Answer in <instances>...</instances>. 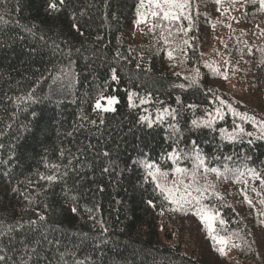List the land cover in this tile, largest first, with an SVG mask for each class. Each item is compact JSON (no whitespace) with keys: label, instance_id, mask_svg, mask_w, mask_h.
<instances>
[{"label":"trees","instance_id":"1","mask_svg":"<svg viewBox=\"0 0 264 264\" xmlns=\"http://www.w3.org/2000/svg\"><path fill=\"white\" fill-rule=\"evenodd\" d=\"M49 2L0 0L7 21H0V264H264L259 180L207 176L209 191L219 194L203 200L218 213L212 235L234 243L222 255L194 210H172L154 184L144 183L139 163L155 161L173 179L165 154L176 146L169 125H177L179 149L191 151L195 140L209 167L222 168L231 156L230 168L264 174L258 129L216 100L264 119L259 0H190L186 34L178 29L189 28V20L152 17L147 0L139 24L140 0H65L59 11ZM100 96H116L115 109L94 110ZM217 107L223 119L191 126ZM164 108L178 109L177 118L151 128L140 122ZM236 124L254 135L224 139L220 130ZM179 166L193 163L181 159ZM50 175L58 179H41Z\"/></svg>","mask_w":264,"mask_h":264},{"label":"snow or ice","instance_id":"2","mask_svg":"<svg viewBox=\"0 0 264 264\" xmlns=\"http://www.w3.org/2000/svg\"><path fill=\"white\" fill-rule=\"evenodd\" d=\"M65 0H50L48 3V9L51 11H59V6L63 5ZM190 0H147V9L151 10L150 14L152 17L158 18L162 21H167L169 23L179 22L182 18L189 20L190 26L189 28H180L178 31H182L185 34L191 30V16L185 14V9L189 7ZM217 3H220V0H216ZM261 9H264V0H259ZM145 8V0H140L139 5L137 6V15L138 17H142L143 19H137L136 23L146 22L148 12H142L141 9ZM154 9V10H152ZM227 11V10H226ZM0 21H3V17L0 16ZM7 23V21H3ZM73 27H77L73 25ZM153 27H157V25H153ZM172 32L169 31L167 33V37H171ZM167 37H163L165 44H170L171 40ZM182 45H189L188 40L181 41ZM173 50L168 52L169 58L173 57ZM199 76V70L196 72V77L192 78V83L195 84L196 80ZM227 78L226 76L224 77ZM113 79H116L115 75H113ZM178 87L184 88L185 85L180 84L177 85ZM210 91V90H209ZM107 100V106L101 103L102 100ZM133 96L132 94L129 95L130 106L135 107V104L132 103ZM216 100L219 101L220 105L227 106L228 111L232 113L233 116L238 117L243 122H251L254 127L258 129L260 135L256 138L264 139V119L257 120L255 116H250L247 113H240L236 111L230 104H227L226 101L220 99V97H216ZM140 102L146 103L147 100L141 99ZM180 102L179 97H177V103ZM116 103L115 97H107L100 96L95 102L94 110H103V111H110L114 110L111 106ZM189 109L195 108V105H187ZM222 107H217L213 113H208L207 118H194L191 120V126L193 128H200V127H212L214 121L219 118L223 119V112ZM178 109H170L164 108L162 110L157 111V115L155 119H151L149 116H141L140 122L147 123L148 127L151 128L154 124L161 123L165 121L168 117L172 119H176L178 115ZM103 122V121H101ZM95 123V121H93ZM171 128V133L168 136L169 140H173L172 151L165 154L166 158L174 163V167L171 169V175L173 179L169 180V172L164 171L161 169L160 165L152 161L150 159H144L139 161L140 165L143 167L145 175L143 177L144 183L151 182L154 184L156 191L163 196V198L169 201L171 204L175 205L176 207L172 210H184V209H191L194 210V214L200 217L201 221L205 223V226L209 232V235L214 241H217L221 245H226L227 241L224 237L217 238L216 236L212 235L213 227L212 222L215 221L218 213L215 215L211 214L212 209H209L207 204L203 203V200L206 199V194L208 196L216 195L219 196L218 193L214 191H209L210 188L214 189V185H210L207 183V176L209 174H215V176L220 179H228L231 176H235L236 180L234 182H240V179L245 175L251 177L253 180H259L260 185L264 188V174L258 172L255 168H247L244 169L240 168H230L227 161L232 159L231 156H225L223 159L225 163L223 167H209L208 162H206V158L199 150V146L195 140L191 141V151H184L179 149L178 143L179 138L177 134L180 133V128L177 125H169ZM224 139L228 141H235L236 139L242 137L243 135H247L252 137L253 133H246L245 129L242 125L236 124L231 132L226 129L220 130ZM175 138V139H174ZM248 143H252V140H249ZM107 155V153L105 154ZM181 159H191L193 163V167L191 169L180 167L179 161ZM219 159V158H217ZM107 171V169H105ZM201 178L205 180L204 184H201ZM41 179L47 180L49 182H55L58 177L55 175L50 176H41ZM247 184V181H244ZM252 191L256 192V188L253 187ZM260 193L257 192V195ZM245 201L251 205L252 201L248 198L247 193L243 192ZM149 204L153 202L150 200L148 201ZM261 204H264V200L260 201ZM75 212L76 209L73 208ZM261 215H264L262 213ZM40 220H44V216H39ZM264 222V221H262ZM35 223V221H32ZM220 223L223 224L224 221L220 220ZM106 230V229H105ZM239 247V245H235ZM215 247V244H214ZM220 253L224 254V248L220 247L218 249ZM4 257L0 256V260H3ZM77 264H83V262H77Z\"/></svg>","mask_w":264,"mask_h":264},{"label":"rangeland","instance_id":"3","mask_svg":"<svg viewBox=\"0 0 264 264\" xmlns=\"http://www.w3.org/2000/svg\"><path fill=\"white\" fill-rule=\"evenodd\" d=\"M110 97H115L116 98V103L118 101V98L116 96H110ZM102 104H104L105 106H107V100L105 99L104 101H101ZM114 103L111 107L113 109H115V104ZM103 111V110H102ZM113 110H110V111H105V112H111ZM214 225H215V221L212 222V227L214 228ZM234 245V243L231 245V243L229 241H227L226 245H223L222 247L224 248V252L229 255V253L232 252V246Z\"/></svg>","mask_w":264,"mask_h":264}]
</instances>
